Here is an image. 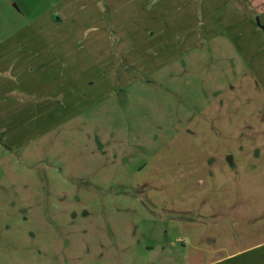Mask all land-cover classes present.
I'll list each match as a JSON object with an SVG mask.
<instances>
[{
    "label": "rangeland",
    "instance_id": "obj_1",
    "mask_svg": "<svg viewBox=\"0 0 264 264\" xmlns=\"http://www.w3.org/2000/svg\"><path fill=\"white\" fill-rule=\"evenodd\" d=\"M229 200L264 264V0H0V264H189Z\"/></svg>",
    "mask_w": 264,
    "mask_h": 264
},
{
    "label": "crops",
    "instance_id": "obj_2",
    "mask_svg": "<svg viewBox=\"0 0 264 264\" xmlns=\"http://www.w3.org/2000/svg\"><path fill=\"white\" fill-rule=\"evenodd\" d=\"M222 36H224V35L223 34H216L212 37V39L223 38ZM212 39H211V41H213ZM232 42H234V41H232ZM168 66H169V64L165 65L163 68H166ZM257 151H258L257 149L254 150V152L256 154L257 153H258V155L262 154V152L260 153L259 151L258 152ZM229 163H230V166L232 167L233 166V158L232 157H230ZM225 165L226 164H224V162H223V165H221L222 170L227 169L228 166H225ZM223 200L220 202L222 203ZM232 201L233 200H231V201L229 200V202H228L231 205V206H229V209H232L231 213H225L222 207H220V209L209 210L208 212H205V214H204V211H202L201 212L202 215H200V217H197V215L195 217H193L191 211H184L186 213V216H184L185 220L186 219L189 221L198 220L196 226L202 228V230H200L198 232V235L200 236V238L197 239L198 245L197 246H195V245L191 246V248L189 250L190 253L188 255V262L190 261V259L193 256H195L197 254L203 255L204 260L201 264H225V263H228V262L236 259L238 252H237V250H235L233 248V246H231L234 243V241H232V239L231 240L227 239L226 242H224L223 236H229V238H230L232 236V232H231L232 229H230L229 224L232 222H235V224H239V222H241V219H250L253 211L249 212L251 214L248 213V214H244L245 216H243L241 214L245 213V211H241V209H239V207H238L237 211H235L234 204L232 203ZM250 202L254 203L255 200L252 199ZM262 202L264 203V201H262ZM252 209H254V208H252ZM228 211L230 212V210H228ZM262 212L264 213V210H262ZM262 212L260 213V215L262 214ZM207 220L218 222L217 224H216V222L214 223L216 228L212 233L209 234L211 236H216L215 247H213L212 250L209 249V247L207 245V239H209V238L208 237L205 238L206 235H205L204 230H203V226H205V222ZM188 226H190V224ZM262 244H259L257 246H260ZM193 250H199L200 253L195 254V253H193ZM210 250L215 251L217 253V255L214 256V259L210 258V255H209ZM189 264H190V262H189Z\"/></svg>",
    "mask_w": 264,
    "mask_h": 264
},
{
    "label": "water",
    "instance_id": "obj_3",
    "mask_svg": "<svg viewBox=\"0 0 264 264\" xmlns=\"http://www.w3.org/2000/svg\"><path fill=\"white\" fill-rule=\"evenodd\" d=\"M203 255L197 254L190 259V264H201L203 262Z\"/></svg>",
    "mask_w": 264,
    "mask_h": 264
}]
</instances>
